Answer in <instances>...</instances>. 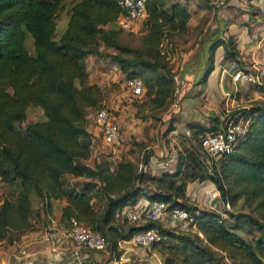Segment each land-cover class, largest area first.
Returning <instances> with one entry per match:
<instances>
[{
    "label": "trees",
    "instance_id": "trees-1",
    "mask_svg": "<svg viewBox=\"0 0 264 264\" xmlns=\"http://www.w3.org/2000/svg\"><path fill=\"white\" fill-rule=\"evenodd\" d=\"M64 1L0 0V184L11 189L0 203V243L11 246L33 231V221L39 219L31 206L36 198L49 213L53 202L63 201L57 222L67 227L74 220L100 233L115 260L120 243L153 229L161 241L147 254H158L162 264H264V103L229 115V123L247 121V131L230 154L210 165L200 140L227 125L220 128L212 116L207 124L185 125L187 135L179 137L187 140L174 154L172 173L138 174L132 162L111 168L94 159L88 165L92 137L86 118L103 107L100 89L86 84L85 59L103 58L100 47L115 52L104 58L125 78L138 79L145 105L162 111L171 103L175 75L159 46L167 35H186L190 13L172 0H145L144 41L138 51L119 41L121 32L133 33L117 25L125 11L116 0H73L65 28L55 38ZM223 33L207 49L197 95L213 71L217 48L223 51V62L247 73L235 39ZM254 91L264 94V85ZM27 108H38L42 119L22 128ZM68 178L82 183L72 186ZM192 183L212 184L230 212L220 216L189 204L186 190ZM140 201L161 203L167 211L197 212L195 230L201 237L160 222H126L121 210Z\"/></svg>",
    "mask_w": 264,
    "mask_h": 264
},
{
    "label": "crops",
    "instance_id": "crops-1",
    "mask_svg": "<svg viewBox=\"0 0 264 264\" xmlns=\"http://www.w3.org/2000/svg\"><path fill=\"white\" fill-rule=\"evenodd\" d=\"M227 6L229 10L217 11L216 15L207 14L208 22L203 28L201 36L195 42L194 49L188 48L185 53L180 54V62L178 69V78L184 81V86L181 89L179 98L178 109L172 111L173 115L165 118L166 121H162L164 127L169 125L174 128L172 131H164L163 127L156 129V135L154 137V131L149 134L152 139L151 154L141 163L144 164L145 171L150 170L151 175H158L161 173H172L175 165L174 162L168 167L162 168L157 164L168 155L175 154L174 149L177 148L176 141L179 136L187 135L185 125L189 122L199 121L202 124H206L207 120L204 118L208 112H216L214 107L198 108L196 100L192 99V94L200 90L201 87L196 86V80L202 73L204 65L206 63L207 49L210 43L216 36H219L223 31V36H232L236 41V49L238 51V59L243 64H248L249 68L244 69L248 74L254 75V80L247 84L251 88L252 94L264 95L254 91L255 86H262L261 80L264 78V46L262 40L264 39V0H228ZM225 9V8H224ZM206 14V11L200 14V17ZM224 23L227 25L224 27ZM189 26V23L187 27ZM190 32L195 30L188 29ZM195 39V38H193ZM223 51L221 48H217L214 52L213 71L207 78L206 87L204 89V96L207 97V93L216 89L218 82H222V78L226 71H231L233 75L237 71L236 66L232 62L222 61ZM234 67H233V66ZM230 74V78L232 75ZM232 84H236L233 83ZM243 84V83H237ZM193 92V93H191ZM191 93V94H190ZM197 95V93H196ZM196 97V96H194ZM128 108V107H127ZM207 111V112H206ZM210 113H208L209 115ZM121 113L118 117L117 123L122 129H126L129 126V121L133 122V119H128L127 115ZM203 116V117H201ZM174 120V121H171ZM96 132H91L86 128V131L91 135L92 142L98 141L100 135L98 129ZM139 139L144 140L143 137ZM174 156V155H173ZM212 184L201 185L199 183L189 184L186 190V194L191 190H196L199 193V204L196 207L199 210H206L200 208V205L205 206L204 198L206 195L214 190ZM145 202V201H140ZM139 202V203H140ZM64 206L63 201L53 202L50 206V213L45 211L42 204L37 205V212L39 219L33 221V231L21 236L17 242L11 246H0V264H74L73 253L76 251V247L69 241H63L57 248L55 253H49V244L43 243L38 238L45 226L47 220L45 213L57 221L60 208ZM167 227L164 222L161 223ZM2 244V242L0 243ZM119 259L115 260L114 256L109 253L107 249L99 252L81 251L82 257L88 261L89 264H152L156 260L155 254L147 255L148 250L138 247H134L130 242H122L118 245ZM158 262L157 264H162Z\"/></svg>",
    "mask_w": 264,
    "mask_h": 264
},
{
    "label": "rangeland",
    "instance_id": "rangeland-1",
    "mask_svg": "<svg viewBox=\"0 0 264 264\" xmlns=\"http://www.w3.org/2000/svg\"><path fill=\"white\" fill-rule=\"evenodd\" d=\"M72 1L73 0H65L62 10H60L57 14L55 38H57L65 28L67 20V8L72 3ZM218 1H223L225 5L222 8L216 7L215 4ZM227 1L228 0H172V2H177L185 6L190 13V19L188 22L189 26L187 27L186 35H167L159 46V49L163 54L164 61L168 63L170 69L174 72V77H178L176 75L178 74L179 69L178 63L181 59L180 54L185 53L188 48L194 49L195 42H193L192 40L196 41L198 38L199 40L203 39L201 34L203 33L204 26L208 22V17L206 15L210 14L213 17V15H216L217 11L229 10L230 8L227 6ZM203 10L206 11V14H203L202 17L198 18ZM202 21L205 22L201 25ZM194 27L196 30L195 32H190L188 30H192V28ZM119 41L122 45L140 51L144 41L143 27H140V29L134 34L121 32ZM99 51L103 55V58L89 56L84 61L86 71V84L89 86H96L98 89H100L102 94L101 106L103 107V109L110 112L115 123H119V115L125 112V115L127 116H124L129 120L133 119L134 124H132V120L129 121L127 130L122 129L119 126L121 136L119 144L115 147H107L103 145L100 141V138L98 139V141L94 140L91 145V156L87 164L91 165L94 159H99L103 162L108 163L111 168H113L114 165L118 162H132L137 166L139 163L143 162L152 152L151 148L149 147H151L150 143L152 142V139H150V135H152L153 133H149L151 131H154L155 137L157 128L163 127V132L169 128H173L171 126V122H169V125L166 127L162 125V121H166L165 118L173 115L172 111H174V109L171 108L172 96L170 105L162 111H157L150 108L149 106H146L143 96L139 98L131 96L130 91L125 87V81L127 80V78L123 76L117 66L111 63L109 58H104L105 55H114L115 52H113L112 50H103L102 47L99 48ZM242 68H249L248 64H243ZM236 70L239 69L236 68ZM231 71H226L227 73L224 74L222 82L220 83L219 81L216 89L208 92L207 97L204 96L203 93L201 95H196V93H198V91L200 90H197L195 94L191 92L193 93V96L191 98L196 100L198 108H205L208 106L214 107L216 111L208 112L210 113L209 115L208 113H206L207 116L204 117L207 120L206 124L208 123L207 117L212 116L219 119L221 128L225 124H228L230 122L228 120L230 114L240 110L241 108L247 109L253 103H264V95L252 94L251 88L247 86V84H232L230 78ZM261 85H264V78L261 80ZM41 119L42 112L38 108H27L25 113V120L21 124V127L24 128L27 124L38 122ZM86 128L90 129V131L92 130L91 132H93V134L94 132H96L95 129L97 127L94 124L92 112H90L86 118ZM143 136L144 140L139 139V137ZM186 140L181 139V137L177 139L176 145L178 149L181 148V143H185ZM176 150L177 148L174 149L175 154ZM203 157L207 159L206 156ZM146 173L152 172L148 170ZM66 181L72 186H80L82 183L81 179L68 178L66 179ZM10 190L11 189L7 186H3L2 184H0V203L2 199L9 194ZM32 199L33 200L31 206L33 211H35V209H37V205H40L41 203H38V200L36 198ZM188 200L189 198L187 197V201ZM189 204H191V202H189ZM200 208L206 209L204 211H209L206 206L200 205ZM216 209L221 214L230 212V207L229 209L224 210L220 202H217ZM240 211L241 213H248V211L245 210ZM6 245V242H2V244H0V246ZM147 255L149 256L150 254ZM155 255L156 260L152 264H157L158 262L161 263V260L163 258H161L158 254ZM134 264L139 263L135 262Z\"/></svg>",
    "mask_w": 264,
    "mask_h": 264
},
{
    "label": "built area",
    "instance_id": "built-area-1",
    "mask_svg": "<svg viewBox=\"0 0 264 264\" xmlns=\"http://www.w3.org/2000/svg\"><path fill=\"white\" fill-rule=\"evenodd\" d=\"M118 5L125 11V15L120 16L117 19V25L125 32L136 33L140 27H142V21L145 18V0H116ZM225 4L223 1H218L215 6L223 7ZM264 46V39L262 40ZM254 80V75L237 71L231 77L233 83H251ZM174 88L172 92L171 108L176 110L179 105V98L181 89L184 86V81L178 77H173ZM125 87L130 91L131 96L139 98L143 95L144 91L140 81L136 78H130L125 81ZM93 121L97 127L100 135V141L107 147H115L120 141V128L115 123L110 112L105 109H100L93 112ZM248 122L238 120L236 123H228L219 132L214 134H208L200 140V149L208 159L207 165L217 162L219 157L230 154L239 140L247 131ZM174 155V154H173ZM168 155L161 160L157 166L162 168L168 167L174 162V156ZM145 167L143 163L137 165L136 172L143 173ZM203 186V184H202ZM199 193L196 190H191L186 194L189 198V202L194 206L198 205ZM217 202H220L219 193L214 189L212 192L206 195L204 198V204L210 212L224 216L216 209ZM43 205V204H42ZM224 210L229 209L228 204H223ZM120 215L122 218L135 225H143L146 222H164L167 227L179 229L182 232H194L195 230V218L197 212L194 215L187 213L181 209H172L167 211L166 207L157 202L146 203L140 202L134 206L126 207L121 210ZM47 225L39 236V240L43 243H48L49 253H55L56 248L63 242L69 241L74 244L76 251L73 253L74 264H89L85 260L81 251L99 252L105 250L106 238L100 233L93 232L88 228L81 226L74 220H70L67 227L60 225L55 219L45 213ZM198 237H201L199 233H196ZM161 241V237L156 230L149 229L145 232L134 234L130 243L134 247L149 249L153 244H157ZM24 264V263H23ZM25 264H30L29 262Z\"/></svg>",
    "mask_w": 264,
    "mask_h": 264
}]
</instances>
